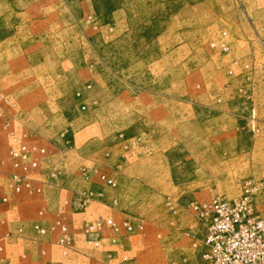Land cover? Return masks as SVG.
<instances>
[{
    "label": "rangeland",
    "instance_id": "374dc122",
    "mask_svg": "<svg viewBox=\"0 0 264 264\" xmlns=\"http://www.w3.org/2000/svg\"><path fill=\"white\" fill-rule=\"evenodd\" d=\"M11 129L48 151L41 194L9 189ZM261 177L264 0H0V264H197L192 204ZM57 218L68 255L32 230ZM107 218L136 227L88 244Z\"/></svg>",
    "mask_w": 264,
    "mask_h": 264
},
{
    "label": "built area",
    "instance_id": "2783aa9c",
    "mask_svg": "<svg viewBox=\"0 0 264 264\" xmlns=\"http://www.w3.org/2000/svg\"><path fill=\"white\" fill-rule=\"evenodd\" d=\"M211 49L227 52L229 44L227 40L212 43ZM10 138L9 189L15 194H41L46 182L40 178V170L43 167L42 158L48 154L47 149L39 143L29 141L27 135L20 130L11 129ZM80 171L85 180H90L93 175L86 166L81 167ZM97 175L106 185L116 186V181L106 173ZM263 195L264 177H261L245 180L240 194L234 198L214 197L192 204L191 210L195 218L205 227L202 238L193 244L199 249L197 264H264V213L258 208ZM95 197L90 189L78 192V198L85 203H90ZM2 200L8 201V197L5 196ZM64 204H68V200ZM135 227L129 219L117 222L113 218H107L86 222L83 233L88 244L100 246V240L93 235L106 228L116 232H131ZM143 228V225H139L140 230ZM32 230L40 236L46 235L49 230L55 232L56 243L63 249L64 255H68L69 248H72L68 227L61 218L55 219L49 227L35 221ZM19 232H23L22 227ZM112 241L116 242V239L113 238Z\"/></svg>",
    "mask_w": 264,
    "mask_h": 264
},
{
    "label": "crops",
    "instance_id": "0c3cea01",
    "mask_svg": "<svg viewBox=\"0 0 264 264\" xmlns=\"http://www.w3.org/2000/svg\"><path fill=\"white\" fill-rule=\"evenodd\" d=\"M167 86H169L167 84ZM168 88V87H167ZM166 99V113H167V118H166V121L168 124L170 123H174V116H175V100H174V96H171V95H167L165 97ZM169 127H167V131H168ZM169 134V133H168Z\"/></svg>",
    "mask_w": 264,
    "mask_h": 264
}]
</instances>
